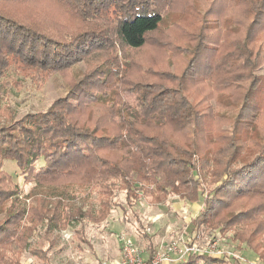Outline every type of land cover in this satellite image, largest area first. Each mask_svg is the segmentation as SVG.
Segmentation results:
<instances>
[{
	"label": "trees",
	"instance_id": "16d2710c",
	"mask_svg": "<svg viewBox=\"0 0 264 264\" xmlns=\"http://www.w3.org/2000/svg\"><path fill=\"white\" fill-rule=\"evenodd\" d=\"M61 1L92 28L80 34H70L66 41H62L61 38L49 37L4 10L0 11V78L13 61L39 71L63 74L90 53L98 51L104 54L118 41L129 52L141 51L148 46L149 35L160 30L166 17L165 12L156 6V0ZM216 1L210 0L208 3L204 0L206 10L201 14L196 12L198 9L192 2L186 5L187 12L199 18V24L195 27L188 25L194 30L192 33L180 24L171 25L173 30L180 29L179 33L188 32L185 40L192 44L183 49L181 56L173 53L180 50L174 39L161 42L168 49L166 55L175 56L177 60L178 67L174 66V71H178V68L182 71V66H185L180 75H175L180 72H160L132 61H125V67L120 70L121 60L117 56H109L73 81L65 95L56 100L48 111L27 115L16 128L7 129L9 131L0 129V264L23 263L21 255L26 252L28 237L38 223L45 222V230L49 232L58 226L66 228L72 220L80 221L83 217L80 210L63 215L60 202L52 209L47 208L46 202L36 206L32 203L29 213L24 200L16 197L18 186L12 183L11 175L3 170L6 160L15 163L24 182L35 183L33 191L43 185L50 187L49 193L44 192L49 197L72 199L75 197L71 194L74 188L89 185L99 197H104L106 192L109 197L112 196L111 187L120 180L126 185V202L129 206L145 197H151L154 204H165L172 196L188 202L200 201V211L190 222L200 231L214 228L212 220L219 218L221 210L226 212V216L233 207L242 208L239 201L256 199L258 204L237 212L244 220L243 226L259 219L254 229L249 231L250 237L246 238L245 234L238 237L241 244L250 248L252 238L262 230L264 224V149L240 167L230 169L225 166L238 159L237 150L240 148L235 147L234 142L245 145L248 138L238 133L236 140L233 138L223 147L226 151H232L231 154L226 156L225 151L221 154V149H216L214 144L224 140L227 142L226 136H215L219 130L214 120L211 123L198 108L199 104H193L187 98L185 82L189 75V83L210 86L213 90L227 93L225 86L230 84L228 79L242 80V75H229L230 69L226 68L238 57L237 46L244 56V62H251L250 57L245 56L249 54L245 45L257 26L264 30L259 28L264 19L261 17L264 16V0H243L242 4H238L239 0H223L224 7L219 6V12L214 13L212 8L217 7ZM169 3L170 0H162L161 5L169 7ZM213 14L219 15V37L206 34L210 28L202 17L209 18ZM250 16L254 18L250 19ZM246 22H249L247 29L244 26L248 36L244 37L243 43L237 36L229 41L232 35L228 26L241 28L242 23ZM228 48L229 51L225 52ZM180 57H183L181 61L178 60ZM161 75L178 80L177 85L156 81L155 78ZM246 77L251 78V75ZM260 84V79L254 80V85L251 84L245 94L247 99L254 95V117L261 113L254 94L262 89ZM123 91L135 94L137 108L121 102L120 94ZM111 97L117 107H112V112L121 118L119 134L110 135L112 132L107 133L109 130L108 127L105 129L106 126L89 129L79 120L81 111L105 104ZM240 115L242 118L243 114ZM256 126L254 123L255 137L261 140L264 133L256 130ZM150 128L170 129L174 136L164 131L153 133L149 131ZM98 131L102 135H97ZM199 133L201 136H197ZM185 146L192 147V154L198 151L208 156L203 155L195 165L190 160V152L183 149ZM39 161L41 164L37 166ZM201 172L209 173L214 184H217L204 196L197 180ZM129 173L140 181L135 180L130 185L126 183L124 178ZM62 178L68 181L63 184ZM149 180L154 185L144 184ZM66 188H71L70 192ZM30 196L31 193L26 195L27 198ZM100 203L107 210L115 206V202L111 201ZM100 215L95 221L100 219ZM236 217L233 216V222H230L232 218L226 221L241 223ZM192 259H199V256H192Z\"/></svg>",
	"mask_w": 264,
	"mask_h": 264
},
{
	"label": "rangeland",
	"instance_id": "374dc122",
	"mask_svg": "<svg viewBox=\"0 0 264 264\" xmlns=\"http://www.w3.org/2000/svg\"><path fill=\"white\" fill-rule=\"evenodd\" d=\"M203 1L170 0L169 7H164L161 5L162 0H156V6L158 5L159 10L162 9L165 12L166 17L160 30L149 35L148 46L141 51L129 52L118 41L111 50L110 48L108 51L105 50L104 54L94 51L63 74L39 71L13 61L5 75L0 78V129L16 128L15 126L19 125L20 121L27 115L48 111L56 100L65 95L73 81H77L84 74H87L92 67L99 63L101 64L109 56H117L121 60L120 70L125 67L123 65L125 61H132L133 63L144 64V67L150 66L154 70H160V72H166L165 70H172L173 74L180 72L175 74L180 75L185 66H182V71H179V68L178 71H174V66L178 67V64H176L177 60L174 58L175 56L169 57L166 55L168 49L161 42L174 39L173 41L176 42L180 50L173 53H179L177 55L181 56L180 53L183 52V49L192 44L185 40L188 32L179 33L180 29L173 30L171 25L180 24L181 27L186 28L189 32L194 31L190 27L198 25L199 18L189 14L186 5L192 2L198 9L196 12L201 14L206 10V5H204ZM207 1L209 3L210 0ZM219 1L221 4H219ZM215 3L217 7L215 9L212 8V12L218 13L221 9L219 6L224 7L225 2L217 0ZM242 3L243 0H239L238 4ZM1 10L32 25L37 30L45 32L49 37L61 38L62 41H66L70 34H80L92 28L75 16L61 0H5L0 1ZM261 17L264 18V16ZM202 18L207 21V25L210 28V31L206 33L207 36L219 37L221 25L219 23V15L213 14L209 18ZM249 18L252 19L254 16ZM248 24L249 22H246V24L242 23L241 28L228 26V30H230L232 35L229 41H232L233 37L237 36V38L240 37L239 41L243 43L244 37L248 36L244 26L247 29ZM259 28H264V19L261 20ZM176 40H180V42ZM245 46L249 52L245 56L250 57L251 62L248 64L244 62V56L237 46L238 57L236 56L226 69H230L229 75L239 74L243 77L239 81L228 79L230 84L225 86V88L227 87L225 90L227 93L213 90L210 86L202 87V85L189 83V75H187L185 82L188 87L185 92L187 98L193 104H199L198 108L208 116L211 123L214 120L213 123L219 130L215 136L221 134L223 138L226 136L227 142L224 140L214 144L216 149H221V154L223 151L226 152V156L231 154L232 151H226L223 147L229 144L230 140L233 141V138L236 140L235 136L238 133L241 136H247L248 140L245 145L234 142V146L240 149L237 150L238 159L236 162H231L229 165L225 164L230 169L240 167L242 163L244 164L251 160L264 149V138L257 140L254 133V123L257 125L256 130L264 133V30L258 29L257 26L252 33V38ZM227 51H229V48L225 52ZM211 53L213 54V52ZM168 54L172 55V53ZM181 58L183 57L178 60L181 61ZM254 61L256 67L254 66ZM143 70L145 71V69ZM248 74L251 75V78L246 77ZM155 79L171 86H176L178 81L166 78L163 75ZM256 79H260V87L262 86V89L258 93L256 92L257 94L254 92L255 98L257 97L256 103L261 107V113L254 117L256 111L254 106H252L254 95L252 94L247 99L245 94L249 86L251 84L254 85V80ZM119 88L121 89V87ZM105 90L108 92V88ZM120 100L126 106L137 108L135 94L123 91L120 94ZM114 101L113 97H111L105 104H99L93 109H84L80 112L81 118L79 120L84 122L89 129L93 127L101 129L103 128L102 126H106L105 129L108 127L109 130L107 133L112 132L110 135L119 134L121 118L115 116V113L112 112V107L117 108L114 105ZM249 103L251 105H248ZM241 113L244 115H242V118ZM234 122L236 123L234 124ZM234 126L235 129L233 130ZM249 128H252V130ZM149 131L157 134L164 131L167 135L174 136L170 129L156 130L150 128ZM97 135H102V132L98 131ZM197 136H201L200 133ZM196 140L198 141V137H196ZM208 141L207 139L206 142ZM183 149L190 152V160L195 165H198V160H201L203 155L205 157L208 156L202 155L198 151L192 154V147L185 146ZM114 153H117V151L114 150ZM40 164V161L37 162V166ZM211 168L212 164L210 163V171ZM3 170L11 175L12 183L18 186L19 191L16 197L24 200L29 213H31L30 207L33 204L36 206L41 202H46L47 208L51 209L57 202H60V210L63 215L76 210H80L83 213L80 221L72 220L69 225H66V228L58 226L50 229L49 232L45 230V222L38 223L28 237L26 252L21 255L22 264H120L123 259L121 236L130 239L137 248L144 249L146 252L151 250L153 254L161 246L181 236L186 238L188 242L194 241L200 245L218 241L220 248L239 255L240 264H264V224L262 230L252 238L250 248L241 244L238 238L241 234H245L246 238L250 237L249 231L254 229L259 219L255 222H248L243 226L244 220L239 217L237 212L240 210L245 211L252 205L258 204L256 199L239 201L242 208L233 207L232 212L226 216H224L226 212L221 210L219 218L212 220L214 228L200 231L190 224V219L194 217V214L187 208L189 204H186L187 207H184V211H181L178 198L169 200L171 204H175L174 207L169 206L170 203L164 206L154 204L151 197L141 198L133 206H129L126 202V185L124 186L123 181L120 180H117L115 186L111 187L113 191L112 196L109 197L107 192L104 197H99L91 185H80L81 187L78 186L80 189L74 188L73 192H71L75 197L72 199L62 197L60 199L54 196H47L44 192L49 193L50 187L48 188L44 185L37 191H33L32 188L35 183L24 182L14 162L10 160L4 161ZM197 178L202 188L203 196L217 185L214 184L215 182L211 179L209 173L201 172ZM135 180L138 181L139 178L130 173L124 178V181L129 183V185ZM66 181L68 180L65 178L61 179L63 184ZM144 184L152 185L153 182L149 180ZM70 190L71 188L69 190L66 188L67 192H70ZM29 193H31V196L27 198L26 195ZM100 201L104 203L108 201L115 202V206L111 210H107L104 209L105 207H101ZM219 210L220 207H218ZM98 213L99 215L102 214L100 219L95 221L99 217ZM233 216H237L236 220H240L241 223H228L229 221H226L232 218L230 222H233L235 220ZM169 225L170 227H168ZM153 254L148 255V257L153 256ZM230 263L233 262L231 261ZM179 264H228V262L223 258L208 259L206 256H199V259H192L191 257Z\"/></svg>",
	"mask_w": 264,
	"mask_h": 264
},
{
	"label": "built area",
	"instance_id": "2783aa9c",
	"mask_svg": "<svg viewBox=\"0 0 264 264\" xmlns=\"http://www.w3.org/2000/svg\"><path fill=\"white\" fill-rule=\"evenodd\" d=\"M120 239L123 253L120 264H179L192 256H206L208 259L223 258L228 264H240L241 262L239 255L220 248L218 241L200 245L194 241L188 242L181 236L161 246L153 256L144 257V251L137 248L130 239L124 236ZM231 261L233 263H230Z\"/></svg>",
	"mask_w": 264,
	"mask_h": 264
},
{
	"label": "crops",
	"instance_id": "0c3cea01",
	"mask_svg": "<svg viewBox=\"0 0 264 264\" xmlns=\"http://www.w3.org/2000/svg\"><path fill=\"white\" fill-rule=\"evenodd\" d=\"M176 198H178V200H179V204H180V209H181V211H184V207L186 208L187 206H186V204L188 205L189 204V207H187L189 210H191V212L194 214V217H192V219H194L197 215H198V213H199V211H200V208H201V202L200 201H197V202H188V201H185L184 199H182V198H180V197H178V196H172V197H170L167 201H166V203L165 204H161V205H166V204H169L170 202H169V200H172V199H176ZM169 206H175V204L173 205V204H169ZM176 208V207H175ZM186 212V211H185ZM184 212V213H185ZM192 219H190V221L192 220ZM168 227H170V225L168 226ZM168 227H167V229H168ZM154 250V249H153ZM143 251H144V249H143ZM153 254V251H151V250H149L148 252H146V251H144V257H148V255H152Z\"/></svg>",
	"mask_w": 264,
	"mask_h": 264
}]
</instances>
